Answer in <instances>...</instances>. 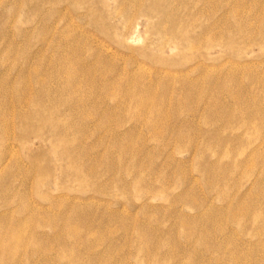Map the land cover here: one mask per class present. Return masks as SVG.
Instances as JSON below:
<instances>
[{
  "label": "rangeland",
  "instance_id": "1",
  "mask_svg": "<svg viewBox=\"0 0 264 264\" xmlns=\"http://www.w3.org/2000/svg\"><path fill=\"white\" fill-rule=\"evenodd\" d=\"M0 264H264V0H0Z\"/></svg>",
  "mask_w": 264,
  "mask_h": 264
}]
</instances>
